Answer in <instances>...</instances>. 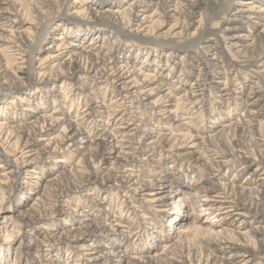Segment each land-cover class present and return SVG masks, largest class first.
<instances>
[{
	"label": "bare ground",
	"instance_id": "6f19581e",
	"mask_svg": "<svg viewBox=\"0 0 264 264\" xmlns=\"http://www.w3.org/2000/svg\"><path fill=\"white\" fill-rule=\"evenodd\" d=\"M204 6L201 21L205 27L191 36L189 31ZM225 13L232 14L224 20L226 26L211 32L210 23ZM172 19L174 25L164 31V24ZM181 19L184 26L177 32ZM62 28L64 33L55 42ZM238 31L242 32L234 34ZM209 33L219 37L204 45ZM150 48L152 53L148 52ZM157 51L161 52L159 58H166L165 66L182 56L171 69L176 77L171 84L163 78L150 79L140 68L139 57L148 53L152 58ZM165 51L168 54L164 55ZM237 56L244 59L243 69L234 60ZM181 63L183 69L176 76ZM49 67L51 75L47 78ZM241 71L245 72V81L258 77V82L249 89L245 81L222 86L221 73ZM152 83L157 86L152 87ZM104 87L112 94L109 104L99 100V90ZM69 88L75 91L69 96L78 95L83 104L88 102L85 109L74 116L66 106L68 99L64 104H54L51 113L44 112L48 106L43 102ZM178 88L185 92L176 98ZM226 99L237 109L245 103V111L219 131L207 136L188 132L174 137L172 133L174 140L160 135L144 147L155 134L152 129L139 131L148 122L145 113L154 115L165 108L163 118L181 122L190 114L207 113L209 104ZM22 103L24 113L17 117L1 113L9 104ZM36 103L39 106L34 110L32 105ZM186 105L191 106L186 110ZM104 117L109 121H102ZM84 120L91 121V130L83 125ZM260 127H264V0H0V186L10 192V197L24 186L29 190L23 207L15 209L17 216L5 224L13 225V232L23 236L18 257L27 264H70L74 253L70 247L74 244L81 264H114V258H120L116 264H193L192 260L200 264L190 252L187 256L176 253L174 245L151 258L128 260L125 252L130 237L112 219V213L97 214L102 200L84 193L98 184L106 193L129 192L123 196L130 200L133 212L140 211L137 205L142 201L167 213L171 189L177 181L161 174L141 184L129 173L133 163L147 162L159 148L163 152L161 160L183 151L181 156L194 164L191 170L204 174L197 182L200 193L193 195V203L202 202L205 208L203 216L195 218L200 224L197 229L209 224L211 215L221 217L215 223L229 221L235 227L218 230L215 224L206 231L207 250L211 251L206 264H257L258 259H264V239L259 240L261 246L254 240L264 237V177L250 187L249 183L219 182L213 172L244 162L243 173L252 171L254 163L259 164L247 180L264 175V130ZM228 132L249 134L250 143L245 145L237 139L226 146L222 138ZM87 147L90 149L84 165L57 171L49 179L44 177L53 156ZM98 158V165L92 166L90 162ZM62 162L54 160V168H60ZM110 164L111 169L99 176L98 171ZM49 196L55 199L52 203ZM60 196L65 199L60 200ZM72 196H78L87 208L74 220L75 226L64 229L58 223L49 227L59 215L62 223L67 222L73 211L65 202ZM30 199L35 202L27 206ZM235 222H240L239 226ZM250 222L258 225L243 231L241 225ZM90 239L101 242L77 246ZM110 243V252H100ZM59 248L70 249L69 258L57 257ZM0 252L1 262L6 264L8 249L1 248ZM213 253L229 256L213 263L219 258Z\"/></svg>",
	"mask_w": 264,
	"mask_h": 264
},
{
	"label": "rangeland",
	"instance_id": "374dc122",
	"mask_svg": "<svg viewBox=\"0 0 264 264\" xmlns=\"http://www.w3.org/2000/svg\"><path fill=\"white\" fill-rule=\"evenodd\" d=\"M25 7L26 9L29 10L30 5L28 2L25 3ZM205 8L206 6L203 7V9L200 11V14L197 16L196 18L197 23L195 24V27L189 31V34L191 36L193 35V33L198 31V29H203L205 27V23L201 21L203 17L202 14L204 13ZM230 15L232 14L225 13L224 15H221L220 18L210 23L209 26L211 28L210 29L211 32L214 31L216 33L223 30V28L226 26L224 20L226 19V17L228 18ZM174 23H175L174 19H172L168 23H165L164 31H167L172 25H174ZM178 26L180 28L177 30V32H180L184 26V19L178 21ZM242 31H238L234 34H240ZM63 33H64V28H62V30L56 33L54 41L57 42V38H59ZM209 34H210L208 36L209 38L206 39L204 45L210 44V41L213 40L216 41L215 39L219 37V36L211 35L212 33ZM221 40L223 39L220 38V41ZM227 43H229V41ZM150 49H148V52L151 51L152 53V48ZM125 54L126 56L130 55V52H125ZM165 54H168V51L167 52L165 51L164 55ZM150 56L151 55L148 56V53H144L142 56L139 57L138 63L140 64V68L142 67L145 70V74L150 76L149 77L150 79L163 78L167 83L171 84V81L173 80L172 78H176L173 76V73H171V69L172 67L175 66V63H180V58L182 56L179 57L178 59H175L174 61H169L168 66H165L166 65L165 57L162 59L159 58L161 56L160 51H157L152 58ZM239 57L237 56V59L234 60L237 61V65L239 66V68L243 69L241 68V66L243 67L245 65V63L243 62L244 59ZM228 60L231 61V58H229ZM158 65L160 66L158 67ZM183 65L184 64L181 63L177 66L176 76H178L182 71ZM46 72L48 73L47 78H49L51 75L50 74L51 67H49ZM243 74H245V72L243 71L235 74L229 73L228 75H226L225 73H221L219 78L223 87L229 84L235 86L245 81V79H243L245 75ZM257 82H258V77H253L251 80L246 79V81L243 84H245L247 89H249ZM156 86L157 83H152V87H156ZM179 90L180 88L177 89V91ZM74 92H71V89L69 88L67 90L61 91V93L58 94L55 98L43 102V104H46L48 106V108L45 109L44 112L46 111L47 113H51L52 109H54L53 107L54 104L56 103L64 104V101L69 99L70 101L69 103L66 104V106H70L72 114L76 116L78 112L86 108L88 102L83 104L84 101L80 99V96L78 95L69 96L70 94H74ZM184 92L185 90H180L179 92H176L174 96L177 98ZM98 96L100 98L99 100L105 99L106 101L104 102L106 104H109L112 100V94L111 91L108 90V87H104L102 88V90H99ZM160 96L162 95L160 94L158 96H155L153 99L157 100ZM191 105H186V110ZM245 105L246 104L243 103V105L241 107H238L237 109L234 107L233 103L230 100L227 99L217 100L216 102H212L211 104L208 105L207 113L201 112L198 114H190L188 115L190 117L189 119L175 123L167 118H163V116L164 117L166 116L164 115L165 108L160 110L161 112H156V114L154 115L145 113V115L148 116V122L143 123L139 131L144 130L145 128L152 129L155 132V134L150 136L144 142V147L151 144L152 142H156L160 135H166L169 139L174 140V138L171 135L172 133L174 137L178 136L179 134H187L188 132L200 133L205 136L212 134L215 131H219L220 129H222L223 126H227L229 121L239 119L240 115H242L243 112L245 111ZM22 106H25V104L22 103L13 106L9 104L8 109L7 110L3 109V112L1 113H3L7 117H17L19 114L24 113L21 109ZM38 106H39L38 104L37 105L34 104L32 105V109L37 110ZM102 121H104L105 123L108 122L109 121L108 117L102 118ZM83 125L86 126L89 130L93 128V124L91 123L90 120H84ZM177 125L179 126L177 127ZM59 129L61 128H58V130ZM260 130L263 132L264 127H260ZM96 137L98 136L96 135L94 138ZM237 139H241L242 143H244L245 145H248V143H250L249 134H247L246 136H241V134L235 132L233 133L228 132L227 134H225L222 138L223 141L222 143H224L225 141V143L227 144L226 146H228L229 144H233ZM226 146L224 149H226ZM89 149L90 148L87 147L86 149L83 148L77 151L73 150L71 152H66L64 154L63 153L56 155L54 154L55 156H53L50 159V163L46 164V168L44 169L46 175H44V177H46V179L47 178L49 179L53 175H55L57 171H64V170L69 171L84 165ZM157 152L158 154H153L147 162L144 161V163L141 164L133 163L131 165L132 167L129 168L130 169L129 173L138 177L141 181V184H144L151 180L158 179L161 174L171 175L177 181V186L171 189L173 192L170 194L172 198L168 200L170 205L168 206L169 211L167 213L160 212L159 209L155 208L154 206H150L142 201H140V203L137 205L139 206L140 211L133 212V210L132 211L130 210V206H131L130 200L125 199L124 197L125 195L127 196L129 192L109 191L108 193H106L105 190L102 189L101 186L98 184H92L90 187L86 189L84 193L89 194L91 197H95L96 199L102 200V204L100 205L97 214L108 215L112 213V219L117 223H119L121 226L120 228L127 233L128 237H130L125 252L128 260L134 258L135 259L147 258V257L151 258L156 255L164 253L170 246L174 245L176 253L184 254L187 256V254L190 252L192 259L194 258V256H196L197 259H200L201 262L200 264H206L208 260L207 258H209V255L211 256V251L207 250L208 247L207 242L209 239L208 238L209 234L206 231H210L212 229V226L215 224L219 225L218 230L231 229L235 227H231L229 221L226 223H224V221L221 222L218 221L217 223H215V220L216 219L218 220L221 217H216L211 215L208 216L210 221L209 224L202 225L201 229H197V226H200V224L196 223L197 220L195 218H197L198 216H203L202 212L203 209L205 208L202 207L203 204L202 202H198V203L196 202V204L193 203L195 202V198L193 197V195L200 193L198 192L199 186L197 185V182L200 181V179L203 177L204 174L194 173L196 170L193 168L191 170V166L194 164L186 160L185 157L181 156L183 154V151L181 150L174 152V155L171 156L170 158H167L166 160L164 159L161 160L160 155L163 153L161 148H159ZM198 157L199 155H197V158ZM57 159H61L62 161H64L62 162L60 168L58 167L54 168L55 165L53 161ZM100 160L101 158H98V160H95L94 162H90V163H92L91 164L92 166L93 165L97 166ZM243 166H245L244 162L238 165L231 166L228 169H223L220 172L219 171L213 172V174L217 175L216 176L217 181L223 182L225 184L236 182V184L249 183L248 186L250 187L256 186V184L259 181V178L264 177V175H261L259 177H254L250 180H247L246 178L249 176V174L253 173V171L259 166V164L254 163L252 171H246L244 173L240 171L242 170ZM111 167L112 165L110 164L108 165L107 168H103L102 170L98 171L99 176L105 175L111 169ZM239 171L241 175H239ZM28 191H29L28 188L24 186L16 194L14 193V195L10 197V192L8 190H4L3 187L0 186V208H1L0 209V245H1L0 249L1 248L8 249L9 256L7 257L8 260L6 264H27L24 258L18 257L23 236L21 234L13 232L14 231L13 225L10 224L7 227H5V224L8 221L11 222L12 218L17 216V214L15 213V209H19L23 207V203L25 202L24 199L26 195L25 193H27ZM77 197L78 196H72L70 198H67L69 200L67 201L64 200L66 201L65 203L68 205V208H71L73 211L70 212L67 222L62 223L61 218L63 217L59 215L56 216L54 220L48 225L49 227L51 228L56 227L58 223L62 224L61 226L64 227V229H69L75 226L73 225L75 222L74 220L77 218L79 219L78 215L83 212V209L84 210L87 209L86 206L82 204L81 199ZM52 199L55 200L54 198L49 196L48 202L52 203L53 202ZM59 199L62 200L65 199V197L60 196ZM34 202H35L34 200L30 199L26 205L32 206ZM27 206L25 207L27 208ZM143 215H147L148 218L146 219L143 218ZM235 224L239 226L240 222H235ZM244 225L245 224L241 225L242 230L247 231L250 228L257 226L258 224H254L253 222H250L249 225H245V226ZM261 239H264V237L261 236L254 237V240L257 241L258 246H261V242H259V240ZM92 242H96V243L101 242V239H97V240L90 239L85 243L80 241L78 242L79 245L77 244V246L90 244ZM104 243L105 242H103V244ZM112 244L113 243L103 245L100 249V252H110L113 247ZM75 247H76L75 244L72 246V248L70 247L71 251H74V253L71 255L69 263L81 264L78 262L80 253L77 248L75 249ZM68 250L67 249L60 250L59 248L57 250L58 253L57 257L69 258ZM1 253L2 252H0V256ZM213 254L214 255L216 254L219 257V258H215L213 260V263L217 261L221 262L223 258L229 256V254L226 255L217 254V253H213ZM118 259L120 258H114L112 263L116 264L115 261H117ZM1 261L2 258H0V264H4ZM263 262L264 259L260 258L257 260L256 263L263 264ZM192 263L199 264V261L192 260Z\"/></svg>",
	"mask_w": 264,
	"mask_h": 264
}]
</instances>
